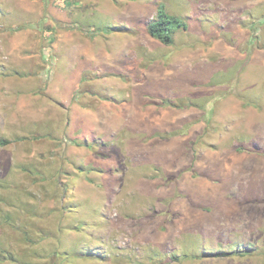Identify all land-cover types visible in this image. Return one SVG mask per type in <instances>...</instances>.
Returning a JSON list of instances; mask_svg holds the SVG:
<instances>
[{
    "label": "rangeland",
    "instance_id": "obj_1",
    "mask_svg": "<svg viewBox=\"0 0 264 264\" xmlns=\"http://www.w3.org/2000/svg\"><path fill=\"white\" fill-rule=\"evenodd\" d=\"M259 57L264 0H0V264H264V137L226 111Z\"/></svg>",
    "mask_w": 264,
    "mask_h": 264
},
{
    "label": "crops",
    "instance_id": "obj_2",
    "mask_svg": "<svg viewBox=\"0 0 264 264\" xmlns=\"http://www.w3.org/2000/svg\"><path fill=\"white\" fill-rule=\"evenodd\" d=\"M259 59L262 61L261 66L264 67V57H259ZM225 109L226 107H224V110ZM226 111L228 113H231L232 116L236 118L240 126H244V129L242 128L243 131L239 132L237 138H235L234 136V138L231 137L229 143H232L234 140L239 139L238 142L240 141L241 143L247 142L251 144H257V140L261 136V134L264 137V107L259 109L244 105H238L236 107H230ZM236 122H234V119H232L231 124H236ZM257 129L262 130V132L256 131ZM238 148L240 149V147ZM238 148L237 151L239 150ZM262 187L264 191V185Z\"/></svg>",
    "mask_w": 264,
    "mask_h": 264
},
{
    "label": "trees",
    "instance_id": "obj_3",
    "mask_svg": "<svg viewBox=\"0 0 264 264\" xmlns=\"http://www.w3.org/2000/svg\"><path fill=\"white\" fill-rule=\"evenodd\" d=\"M175 24L176 27H185L187 28V24L182 22L181 20L172 16L166 8L162 5L158 9L157 17L149 23V31L150 33L167 44L174 43V34H175ZM9 139H0V145L9 143Z\"/></svg>",
    "mask_w": 264,
    "mask_h": 264
}]
</instances>
